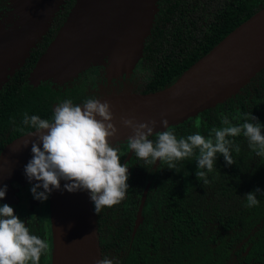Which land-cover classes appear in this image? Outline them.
Wrapping results in <instances>:
<instances>
[{"label":"water","instance_id":"obj_1","mask_svg":"<svg viewBox=\"0 0 264 264\" xmlns=\"http://www.w3.org/2000/svg\"><path fill=\"white\" fill-rule=\"evenodd\" d=\"M65 0H18L20 18L13 27L0 22V88L19 68L36 40L46 32ZM156 11V0H75L54 38L32 67L28 81L56 83L76 77L90 65L106 64L108 77L128 74L139 61ZM264 68V7L236 26L171 84L151 92L125 90L103 95L112 106L118 135L131 130L122 117L156 121V131L197 116L232 97ZM30 134V133H29ZM22 135L0 153V186L28 182L24 167L32 158ZM42 147V145H41ZM36 183L35 181L32 182ZM50 194L53 225L52 264H95L101 258L96 214L87 191Z\"/></svg>","mask_w":264,"mask_h":264},{"label":"flooded vegetation","instance_id":"obj_2","mask_svg":"<svg viewBox=\"0 0 264 264\" xmlns=\"http://www.w3.org/2000/svg\"><path fill=\"white\" fill-rule=\"evenodd\" d=\"M17 1L0 0V22L7 28L16 26L20 21L19 15L15 12L17 10L15 8ZM65 1L51 19L46 32L40 39L36 40L34 48L43 43V38L48 37L49 41L43 48L45 50L56 35L75 0L68 7ZM263 3L264 0H156V11L152 24L160 26L165 21V29L169 34L175 37L180 34L188 36L193 31L199 33L211 30L213 24L229 22L232 18H235L241 24L246 18L250 17L249 12L252 6H261ZM245 15L249 17L246 16L242 19ZM177 21L178 26L174 25ZM141 61L140 57L132 73L129 74V77H131L135 72L141 71L144 75L142 83H134V86H132L133 83L127 81L118 87L114 86L116 88H110L107 85L108 80L99 72L100 70L103 71L101 67L103 65H90L76 77L67 80L63 84L56 83L50 79L42 80L39 83L48 82L59 90L73 87L80 88L83 94L96 98L110 92V89L121 91L123 84L125 87L131 88V91L142 92L146 89L149 72L148 68L142 64L143 61ZM102 73L104 74V72ZM95 76L102 79L103 84H105L104 87L109 89L104 94L101 92L100 86L94 87L92 85L94 83L92 79ZM242 89L240 93L243 95L251 92L249 100H251V97H254V94L255 98L257 96L261 100L258 114L260 115L262 125H264V68ZM63 101L64 99L61 98L57 101H52L50 114L44 115L42 119L51 120L55 105ZM32 131L34 129L22 135L29 134ZM262 134H264V128H262ZM150 139L155 140V134ZM110 142L112 144L116 143V146L119 147L121 164L127 163L129 166L128 171L130 175L127 181L129 188L127 189L125 199L121 203L111 208L103 209L99 215L95 214L101 258L104 256H108L109 258L114 257L119 261V264H134L135 259H139L141 264L154 263L155 254L150 255L146 239L149 238L152 242L153 230L174 227V224L170 223V220H172L170 212L177 198H180L181 202L184 201L182 206L185 207V198L187 196L190 195L196 198V196H208L212 193L217 202H220L219 206L221 207L224 206L225 202L223 200L226 199L227 209L229 213H232V209L239 210L240 207H245L242 202L246 200V193L255 190L252 189V185H259L258 188L261 189V192H264V161L260 168L257 184L251 183L252 174L250 173L254 174L255 171L253 170L251 161H245V163H240L239 161L238 164L234 163L231 166H226L224 159L216 161L214 170L207 176L209 183L204 184L203 180H198L196 177L192 179L193 175L188 168L180 169L177 173L167 168V165L163 162L157 161L152 166L145 165L143 161L138 160L134 153L127 148L126 139L110 140ZM242 147L246 148L248 144ZM221 157L223 158V156ZM181 163L182 161L179 162V164ZM161 180L164 181V184L162 183L163 188L168 191L162 192L160 190L161 184H156L157 182H163ZM32 184L29 182L12 184L10 192L6 194L4 199L0 200V206L6 203L13 207L14 215L25 221L26 226L32 234L48 241L50 250L47 254L41 256L39 264H52V220L48 203L49 198L45 202L35 200L30 192ZM176 189L178 192L173 193ZM39 190L43 191L42 188ZM257 198L260 200L259 203L262 204V208H260L261 219L249 229L247 234H239L240 239H238L239 236H232V239L228 237L231 242L227 246L231 247V250L226 264H246V260L249 259V250L253 242L257 240V237L260 238L262 244L259 252L260 259L250 264H264V195L258 194ZM231 231H234V228H229L225 233ZM165 236L175 239L174 235L170 233H166ZM134 242L138 244L137 249L133 245ZM142 251H146L143 253L144 255L141 254Z\"/></svg>","mask_w":264,"mask_h":264},{"label":"clouds","instance_id":"obj_3","mask_svg":"<svg viewBox=\"0 0 264 264\" xmlns=\"http://www.w3.org/2000/svg\"><path fill=\"white\" fill-rule=\"evenodd\" d=\"M112 106L109 101L89 97L83 104H73L71 99L55 105L51 120L25 113L22 123L32 131L35 140L25 139L24 147L31 144L32 158L24 167L35 200L45 202L50 194L61 189L69 193L87 191L97 215L111 208L126 197L129 179L128 164H121L120 149L110 142L118 135L113 123ZM120 124L131 130L126 138L127 148L145 165L163 162L167 168L179 172L177 162L195 157V172L198 180L208 184L207 174L214 170L217 155L223 156L226 166L235 163L232 152H240L233 139L241 134L247 139L249 148L257 156L264 157V134L258 118L248 113L242 124L233 125L227 117L223 127L212 128L208 137L199 131L187 137L177 138L173 131L154 132L155 120L138 122L135 117H122ZM161 126L168 121L161 119ZM155 134L156 139L152 140ZM42 145V147H41ZM43 189L40 191L39 189ZM7 185L0 186V200L4 199ZM264 195L260 188L245 194L246 207L259 205L257 195ZM50 245L30 232L25 221L14 215L13 207L0 206V264H39ZM95 264H119L114 257L104 256Z\"/></svg>","mask_w":264,"mask_h":264},{"label":"trees","instance_id":"obj_4","mask_svg":"<svg viewBox=\"0 0 264 264\" xmlns=\"http://www.w3.org/2000/svg\"><path fill=\"white\" fill-rule=\"evenodd\" d=\"M65 4L67 7L71 6L73 0H67ZM262 7H264V3L261 6H252L249 16ZM239 24L240 22L232 18L229 22L213 24L211 30L199 33L193 31L188 36L180 34L175 37L165 29V21L160 26L153 23L149 36L143 44L141 54L142 64L148 68L149 72L146 89L142 92L159 90L171 84ZM174 25L178 26V21ZM48 41V37H45L40 46L31 48L25 62L15 70L13 76H8L7 82L3 83L0 89V153L6 144L8 145L18 136L20 137V135L32 130V128L22 123L25 113L29 116L37 115L43 118L44 115L50 114L52 101L61 98L64 100L71 99L73 104H83L89 98L83 94L80 88L73 87L59 90L48 82L39 83L37 86L29 83L28 75L35 64V59H38L43 53V48ZM241 90L243 89L241 88L223 103L203 111L199 117L197 115L189 118L166 130L173 131L178 139L187 137L197 131L207 138L212 128L224 126L222 124L224 117H227L231 124L236 125L242 124L248 113L257 117L262 124L258 114L261 100L257 96L255 98V94L249 100L251 92L243 95L240 93ZM229 139H233L240 147L239 153L232 152L235 163L251 161L253 170H255L254 174L250 173L252 174L251 183L257 184L264 157L257 156L249 146L242 147L248 144L247 139L242 134L239 137ZM217 160H223L221 155H217ZM177 168H188L193 175L192 179L196 177V171L202 170L196 168L195 157L186 159L181 164L178 162ZM162 183L164 184V181L156 184L160 185L162 192L168 191L163 188ZM258 186L252 185V189H256ZM177 192L176 189L173 193ZM213 195L211 193L208 196L201 195V197L196 196V198L189 195L185 198V207L182 206L184 201L181 202L180 198L175 199L174 207L170 212L172 216L170 223L174 224V227L153 230L152 242L149 238L146 239L150 255L155 254L153 264L227 263L231 250V247L227 246L231 242L228 237L232 239V236L238 237L239 234H247L249 229L261 219L260 208H262V204L259 203L258 206L252 208L245 206L244 208L240 207L239 210L232 209V213H229L226 205L227 200H223L225 204L221 207L219 206L220 202H217ZM246 203L247 201L243 200L242 204L246 205ZM216 222L217 224H215ZM229 228H234V231L225 233ZM222 230L224 231L222 232ZM166 233L173 234L175 239L165 236ZM223 233L225 234L223 235ZM238 239H240V236ZM133 245L135 249L138 248L136 242ZM261 245L260 238L257 237L249 250V259L246 260V264L260 259ZM144 252L146 251H142L141 254L144 255ZM240 259L242 258L240 257ZM134 264H141V262L139 259H135Z\"/></svg>","mask_w":264,"mask_h":264},{"label":"rangeland","instance_id":"obj_5","mask_svg":"<svg viewBox=\"0 0 264 264\" xmlns=\"http://www.w3.org/2000/svg\"><path fill=\"white\" fill-rule=\"evenodd\" d=\"M16 8V6H15ZM17 9V8H16ZM18 9L15 11L17 14H18ZM103 65V66H101ZM99 66H101L103 68V71H99L100 74L104 75L105 79L108 80V86H110V88H116L118 87L119 85H121L122 83H126L127 81H130L132 84V86H134V83H139L141 84L142 83V80L144 79V75L142 74L141 71H137L133 74V76L129 77V74L132 73V71L128 74H122V75H117V76H110L108 77L107 75V71H106V64H101ZM134 69V68H133ZM132 69V70H133ZM82 72V71H81ZM104 72V74L102 73ZM98 76V75H97ZM113 80V81H112ZM92 81H94V83L92 84L94 87H101V92L104 94L106 91H108L109 89L105 88V84H103L102 82V79L100 78H97L96 76L92 79ZM91 81V82H92ZM66 82V81H65ZM64 83V82H63ZM62 83V84H63ZM92 86V87H93ZM116 86V87H114ZM107 89V90H106ZM125 90H131V88L129 87H125V85L123 84V87H122V90L121 91H125ZM120 90H111L110 89V92H107L106 94H110V93H115V92H121ZM105 94V95H106ZM48 203H49V209H50V214H51V220H52V213H51V200H50V196H49V200H48ZM52 244H53V225H52Z\"/></svg>","mask_w":264,"mask_h":264}]
</instances>
